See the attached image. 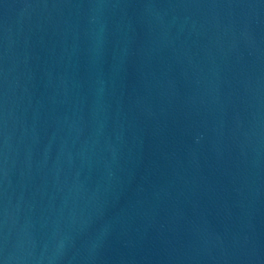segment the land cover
<instances>
[{"label":"water","instance_id":"water-1","mask_svg":"<svg viewBox=\"0 0 264 264\" xmlns=\"http://www.w3.org/2000/svg\"><path fill=\"white\" fill-rule=\"evenodd\" d=\"M0 264H264V0H0Z\"/></svg>","mask_w":264,"mask_h":264}]
</instances>
